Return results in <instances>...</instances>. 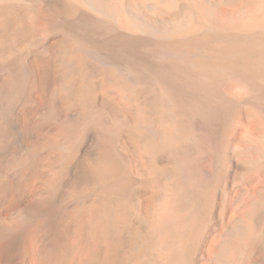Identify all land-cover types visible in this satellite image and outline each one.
<instances>
[{"label":"bare ground","instance_id":"obj_1","mask_svg":"<svg viewBox=\"0 0 264 264\" xmlns=\"http://www.w3.org/2000/svg\"><path fill=\"white\" fill-rule=\"evenodd\" d=\"M0 264H264V0H0Z\"/></svg>","mask_w":264,"mask_h":264}]
</instances>
